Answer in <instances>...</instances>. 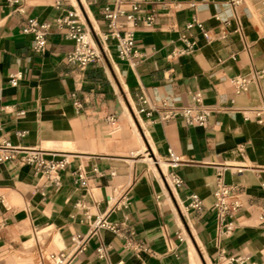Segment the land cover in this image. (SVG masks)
<instances>
[{
	"label": "crops",
	"instance_id": "obj_1",
	"mask_svg": "<svg viewBox=\"0 0 264 264\" xmlns=\"http://www.w3.org/2000/svg\"><path fill=\"white\" fill-rule=\"evenodd\" d=\"M136 1L0 0V144L68 161L58 187L20 152L0 163V264L67 252L72 236L87 233L99 215L117 231L99 229L68 264H264V120L255 115L261 110L264 118V77L242 93L231 83L264 69V17L251 1L141 3L155 21L135 30V56L119 59L110 41L100 60L82 67L67 61L74 43L63 28L53 23L40 51L22 32L29 18L52 22L70 10L102 32L104 5L128 10ZM194 19L209 40L186 29ZM183 34L194 49L171 56ZM195 93L211 110L206 124L137 112L143 101L190 106ZM169 151L179 157L174 169ZM79 170L86 187L75 180ZM171 170L180 185L167 180ZM220 182L240 203L229 232L214 208ZM100 244L109 247L107 261L97 257Z\"/></svg>",
	"mask_w": 264,
	"mask_h": 264
},
{
	"label": "built area",
	"instance_id": "obj_2",
	"mask_svg": "<svg viewBox=\"0 0 264 264\" xmlns=\"http://www.w3.org/2000/svg\"><path fill=\"white\" fill-rule=\"evenodd\" d=\"M233 7L246 3V0H229ZM153 2V0H137L131 4L130 9L125 10L118 5L106 4L102 8L103 21L105 23V31L92 30L85 25L79 18L75 10L67 11L65 14L59 16L52 22L45 21L37 22L34 18L27 20V25L22 29L24 33L32 35L33 50L40 51L44 48L46 42V35L53 23L56 27L64 29L65 37L73 41V48L67 54V61L73 65L86 66L91 62H95L102 58L104 51L107 49L108 43L112 41L116 47L117 57L119 59L127 60L135 56V41L134 33L138 26H151L154 24L155 15L150 13H143L141 3ZM60 2H56L55 6H59ZM197 27L202 32L205 39L209 40L208 31H206L201 22L193 20L186 25V29ZM183 46L174 50L171 56L190 52L194 49L196 43L189 39L185 34L181 35ZM11 83L16 85L20 78L19 73L12 75ZM264 77V69L254 71L252 77L237 75L231 79L235 93H242L247 91L249 84L255 78ZM194 104L184 107H176L170 105L165 101L159 103H150L143 101L137 112L147 116L156 115L160 122H168L170 120L180 119L186 125L206 124L210 117L211 110L207 107L200 106V95L195 93L193 96ZM255 115L259 122L264 120L261 110H256ZM23 136L24 132H18ZM22 153L20 161L34 167L35 173H40L48 186L58 187L61 183L60 171L64 170L68 161L66 158L48 159L37 149L28 147H20L10 145L6 142L0 144V163L15 159L18 153ZM179 163V157L174 152L169 151L168 166L174 169ZM75 180L80 187H86L87 181L82 173L74 172ZM167 180L175 186L181 184V178L174 172L170 171L167 175ZM216 201L214 208L220 225L226 232L232 230L231 217L233 213L240 207L237 201H231L229 198L232 194V188L225 183L220 182L216 189ZM193 197V204L199 207V201L195 195ZM111 200V198H109ZM259 220L264 224V215L259 216ZM106 228L112 231H117V224L107 221L103 216H97L91 224V229L81 235L76 234L71 238L72 244L69 251L51 252L43 255L37 264H68L71 258L78 252L85 249L90 237L99 229ZM126 246H131L127 241ZM108 246L100 244L96 248L97 257L101 260L107 261ZM240 260L239 264H241ZM109 264V263H105ZM120 264V263H116ZM225 264H231L225 263Z\"/></svg>",
	"mask_w": 264,
	"mask_h": 264
},
{
	"label": "bare ground",
	"instance_id": "obj_3",
	"mask_svg": "<svg viewBox=\"0 0 264 264\" xmlns=\"http://www.w3.org/2000/svg\"><path fill=\"white\" fill-rule=\"evenodd\" d=\"M246 1H251L255 6L259 9L260 15L264 17V0H246Z\"/></svg>",
	"mask_w": 264,
	"mask_h": 264
},
{
	"label": "rangeland",
	"instance_id": "obj_4",
	"mask_svg": "<svg viewBox=\"0 0 264 264\" xmlns=\"http://www.w3.org/2000/svg\"><path fill=\"white\" fill-rule=\"evenodd\" d=\"M246 4L249 6V3L246 2ZM250 4H251V7H253V9L257 8V7L255 6V4H253L252 2H251ZM257 9H258V8H257ZM262 15H263V14H262ZM255 18L258 20V15H255ZM262 28H264L263 25H262Z\"/></svg>",
	"mask_w": 264,
	"mask_h": 264
}]
</instances>
